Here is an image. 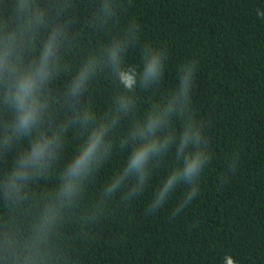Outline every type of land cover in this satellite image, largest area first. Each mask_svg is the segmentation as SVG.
Segmentation results:
<instances>
[{
    "label": "trees",
    "instance_id": "trees-1",
    "mask_svg": "<svg viewBox=\"0 0 264 264\" xmlns=\"http://www.w3.org/2000/svg\"><path fill=\"white\" fill-rule=\"evenodd\" d=\"M258 10L264 12V0H0V56L7 53L17 71L37 61L50 33L63 32L57 70L39 97L47 104L42 122L31 135L0 143V264H223L226 254L237 264H264V18ZM114 41H127L125 66L137 68L146 44L160 47L168 55L165 76L137 88L133 112L121 113L110 134L111 155L93 166L72 199L62 198L61 172L91 130L77 118L86 111L111 117L116 97L128 94L103 63L80 94L71 89L85 61L102 57ZM193 59L192 109L173 115L171 128L178 132L195 115L210 159L197 197L180 214L172 212L183 186L149 214L178 163L171 151L155 163L144 193L129 198L133 177L110 195L106 185L125 162L121 138L157 101L167 102L179 67ZM11 119L0 103V137ZM61 127L64 147L47 170L9 193L7 177L33 137Z\"/></svg>",
    "mask_w": 264,
    "mask_h": 264
},
{
    "label": "clouds",
    "instance_id": "clouds-1",
    "mask_svg": "<svg viewBox=\"0 0 264 264\" xmlns=\"http://www.w3.org/2000/svg\"><path fill=\"white\" fill-rule=\"evenodd\" d=\"M104 10L107 14V7ZM257 14L264 18V12L258 10ZM132 27V36H135L137 25L134 23ZM62 36V31L50 33L37 61L23 71H17L9 64L7 53L0 56V88L3 89L0 103L11 109L12 116L11 123L7 125L9 131L0 137V143L4 146L13 137L31 135L42 122L47 104L39 97L57 70L59 61L55 57ZM131 39L128 37V40ZM126 48L127 41L108 44L102 57H89L73 78L72 92L80 94L81 89L95 76L98 65L103 63L114 72L116 81L128 94L116 97L111 117L108 114L98 117L95 112L86 111L77 118L82 126H90L91 130L61 172L59 195L62 198L72 199L80 191L83 181L92 174L93 166L98 168L111 155L110 134L119 124L121 113L128 116L133 112V94L137 88L146 90L160 83L165 76L168 55L160 47L146 44L142 53L143 63L139 68L125 66ZM196 71V60L183 63L176 73L175 92L167 102L157 101L142 121H136L121 138L120 146L127 149L125 162L110 177L105 189L107 194L120 189L129 177L135 178V182L129 186V198L144 193L155 163L162 161L171 151L174 161L178 163L162 180L146 211L153 214L161 209L178 186L184 187V194L173 210V216L180 214L197 197L201 175L210 159L204 147L207 143L205 132L195 115L186 116L178 132L171 128L173 115H184L192 109L191 95ZM64 131L61 127L51 135L37 134L33 137L29 148L17 161L18 166L7 177L5 187L9 193L19 187V182L28 179L31 173L47 170L45 165H50L64 147ZM237 167L234 165L229 171L235 173ZM224 182L227 180L224 179ZM223 264H237V261L226 254Z\"/></svg>",
    "mask_w": 264,
    "mask_h": 264
}]
</instances>
